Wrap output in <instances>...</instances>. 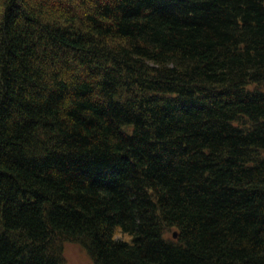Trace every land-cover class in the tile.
I'll return each instance as SVG.
<instances>
[{
    "label": "trees",
    "instance_id": "trees-1",
    "mask_svg": "<svg viewBox=\"0 0 264 264\" xmlns=\"http://www.w3.org/2000/svg\"><path fill=\"white\" fill-rule=\"evenodd\" d=\"M65 240L264 264V0H0V264Z\"/></svg>",
    "mask_w": 264,
    "mask_h": 264
},
{
    "label": "rangeland",
    "instance_id": "rangeland-1",
    "mask_svg": "<svg viewBox=\"0 0 264 264\" xmlns=\"http://www.w3.org/2000/svg\"><path fill=\"white\" fill-rule=\"evenodd\" d=\"M62 249L65 257L64 264H95L85 247L78 242L65 240Z\"/></svg>",
    "mask_w": 264,
    "mask_h": 264
},
{
    "label": "clouds",
    "instance_id": "clouds-1",
    "mask_svg": "<svg viewBox=\"0 0 264 264\" xmlns=\"http://www.w3.org/2000/svg\"><path fill=\"white\" fill-rule=\"evenodd\" d=\"M119 236V232H116L115 234H114V238H117ZM125 239H127V237H125Z\"/></svg>",
    "mask_w": 264,
    "mask_h": 264
},
{
    "label": "water",
    "instance_id": "water-1",
    "mask_svg": "<svg viewBox=\"0 0 264 264\" xmlns=\"http://www.w3.org/2000/svg\"><path fill=\"white\" fill-rule=\"evenodd\" d=\"M173 236H176V233L175 232H173Z\"/></svg>",
    "mask_w": 264,
    "mask_h": 264
}]
</instances>
